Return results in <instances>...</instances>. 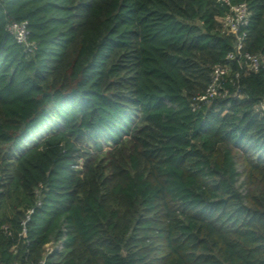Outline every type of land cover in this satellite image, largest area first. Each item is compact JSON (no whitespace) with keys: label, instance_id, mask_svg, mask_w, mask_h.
Here are the masks:
<instances>
[{"label":"trees","instance_id":"16d2710c","mask_svg":"<svg viewBox=\"0 0 264 264\" xmlns=\"http://www.w3.org/2000/svg\"><path fill=\"white\" fill-rule=\"evenodd\" d=\"M242 3L264 56V0H0V264H264V66L222 22Z\"/></svg>","mask_w":264,"mask_h":264},{"label":"built area","instance_id":"2783aa9c","mask_svg":"<svg viewBox=\"0 0 264 264\" xmlns=\"http://www.w3.org/2000/svg\"><path fill=\"white\" fill-rule=\"evenodd\" d=\"M250 11L246 4L232 5L230 12L222 19L223 27L229 33H233L237 39V50L240 58L245 59L246 66L249 70L257 71L264 66V56L258 54H250L249 52H241L244 45L246 35V27L249 22ZM7 30L13 36L15 41L23 47L25 53H34L37 49L35 41L31 39V31L27 21L11 22L7 25ZM229 58L234 57V53L228 54ZM225 73V69L217 67L213 76V83L207 91V96H213L218 93L217 86L221 75ZM203 96L202 99H205ZM264 106L261 105V108ZM49 250V249H48ZM50 251V250H49Z\"/></svg>","mask_w":264,"mask_h":264},{"label":"rangeland","instance_id":"374dc122","mask_svg":"<svg viewBox=\"0 0 264 264\" xmlns=\"http://www.w3.org/2000/svg\"><path fill=\"white\" fill-rule=\"evenodd\" d=\"M53 247H54L53 245H49V246L47 247V249L52 250Z\"/></svg>","mask_w":264,"mask_h":264}]
</instances>
